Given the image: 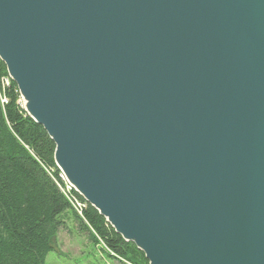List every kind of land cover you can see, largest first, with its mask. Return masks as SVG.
<instances>
[{"label":"water","instance_id":"1","mask_svg":"<svg viewBox=\"0 0 264 264\" xmlns=\"http://www.w3.org/2000/svg\"><path fill=\"white\" fill-rule=\"evenodd\" d=\"M0 59L149 264H264V0H0Z\"/></svg>","mask_w":264,"mask_h":264},{"label":"trees","instance_id":"2","mask_svg":"<svg viewBox=\"0 0 264 264\" xmlns=\"http://www.w3.org/2000/svg\"><path fill=\"white\" fill-rule=\"evenodd\" d=\"M55 151L45 129L24 110L0 59V264H46L53 241L69 224L114 264H149L74 189L67 192Z\"/></svg>","mask_w":264,"mask_h":264},{"label":"rangeland","instance_id":"3","mask_svg":"<svg viewBox=\"0 0 264 264\" xmlns=\"http://www.w3.org/2000/svg\"><path fill=\"white\" fill-rule=\"evenodd\" d=\"M22 105L24 108L23 100ZM68 185L67 192L71 189ZM67 228L53 241V251L47 256L46 264H114L100 247L81 235L73 225L69 224Z\"/></svg>","mask_w":264,"mask_h":264},{"label":"bare ground","instance_id":"4","mask_svg":"<svg viewBox=\"0 0 264 264\" xmlns=\"http://www.w3.org/2000/svg\"><path fill=\"white\" fill-rule=\"evenodd\" d=\"M12 80V79H11ZM25 108V107H24ZM25 110V109H24ZM28 114V113H27ZM55 143V142H54ZM56 145V144H55ZM56 149H57V146H56ZM55 153H56V151H55ZM56 163V162H55ZM60 172L62 173V171L60 170ZM62 175H63V177H64V179L67 181V183L70 185V183L68 182V180L66 179V177H65V175L62 173ZM71 186V185H70ZM71 188L72 189H74L72 186H71ZM75 190V189H74ZM76 191V190H75ZM77 192V191H76ZM81 196V195H80ZM82 197V196H81ZM84 199V198H83ZM89 204V203H88ZM78 205V204H77ZM79 206V208H82V207H80V205H78ZM100 214V213H99ZM101 215V214H100ZM102 216V215H101ZM104 217V216H103ZM105 218V217H104ZM106 219V218H105ZM106 221H107V219H106ZM108 222V221H107Z\"/></svg>","mask_w":264,"mask_h":264}]
</instances>
